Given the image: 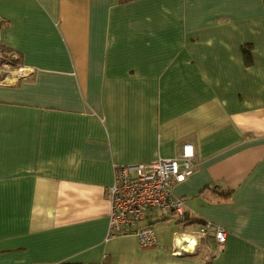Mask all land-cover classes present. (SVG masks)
Listing matches in <instances>:
<instances>
[{
  "label": "crops",
  "instance_id": "0c3cea01",
  "mask_svg": "<svg viewBox=\"0 0 264 264\" xmlns=\"http://www.w3.org/2000/svg\"><path fill=\"white\" fill-rule=\"evenodd\" d=\"M0 48L35 69L0 83V264H264V0H0ZM183 143L187 223L106 237L114 165Z\"/></svg>",
  "mask_w": 264,
  "mask_h": 264
},
{
  "label": "built area",
  "instance_id": "2783aa9c",
  "mask_svg": "<svg viewBox=\"0 0 264 264\" xmlns=\"http://www.w3.org/2000/svg\"><path fill=\"white\" fill-rule=\"evenodd\" d=\"M35 69L19 61L18 56L0 48V83L6 79L29 78ZM161 142V140H160ZM191 143H183L178 155L152 161L114 165L113 180L108 187V222L106 237L134 235L141 247L153 246L157 237L152 226L140 224L149 211L184 221L190 216L182 197L172 193V185L195 167ZM197 233L212 235L222 243L226 231L211 221L202 220Z\"/></svg>",
  "mask_w": 264,
  "mask_h": 264
},
{
  "label": "trees",
  "instance_id": "16d2710c",
  "mask_svg": "<svg viewBox=\"0 0 264 264\" xmlns=\"http://www.w3.org/2000/svg\"><path fill=\"white\" fill-rule=\"evenodd\" d=\"M120 1H130V0H120ZM250 46H249V44H244L243 46H242V52H243V55H244V60L248 63V62H250L251 61V53H250ZM165 218H170V217H168V216H165ZM190 219V216L188 217V218H186L184 221H179L180 223H182V224H186L187 223V221ZM202 221V220H201ZM200 221V222H201ZM206 238L207 237H213L212 235H208V236H205Z\"/></svg>",
  "mask_w": 264,
  "mask_h": 264
},
{
  "label": "rangeland",
  "instance_id": "374dc122",
  "mask_svg": "<svg viewBox=\"0 0 264 264\" xmlns=\"http://www.w3.org/2000/svg\"><path fill=\"white\" fill-rule=\"evenodd\" d=\"M6 80H10V77H8V79H6Z\"/></svg>",
  "mask_w": 264,
  "mask_h": 264
},
{
  "label": "bare ground",
  "instance_id": "6f19581e",
  "mask_svg": "<svg viewBox=\"0 0 264 264\" xmlns=\"http://www.w3.org/2000/svg\"><path fill=\"white\" fill-rule=\"evenodd\" d=\"M185 240V239H184ZM187 240H188V237H187ZM186 241V240H185Z\"/></svg>",
  "mask_w": 264,
  "mask_h": 264
}]
</instances>
